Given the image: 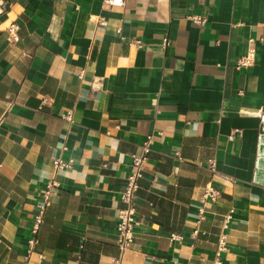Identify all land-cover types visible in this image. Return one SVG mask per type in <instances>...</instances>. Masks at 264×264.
I'll return each instance as SVG.
<instances>
[{"label": "crops", "instance_id": "0c3cea01", "mask_svg": "<svg viewBox=\"0 0 264 264\" xmlns=\"http://www.w3.org/2000/svg\"><path fill=\"white\" fill-rule=\"evenodd\" d=\"M7 3L0 264H113L120 192L148 132L154 142L136 190L139 222L121 264H213L223 229L222 264H264V0ZM195 13L206 22L193 21ZM10 19L19 24L15 42L6 38ZM250 43L253 64L237 68ZM68 109L72 121L61 116ZM58 155L73 161L55 174L60 186L25 257ZM208 182L220 196L194 234Z\"/></svg>", "mask_w": 264, "mask_h": 264}, {"label": "built area", "instance_id": "2783aa9c", "mask_svg": "<svg viewBox=\"0 0 264 264\" xmlns=\"http://www.w3.org/2000/svg\"><path fill=\"white\" fill-rule=\"evenodd\" d=\"M8 8L7 0H0V13L6 11ZM191 19L197 23L204 24L207 20L203 14L195 13L190 15ZM19 24L14 19H10L5 27L6 38L8 41L15 42L19 39ZM119 31V28H118ZM129 44L140 46L142 41L139 38H129ZM169 43V38L165 36L163 38V45ZM256 56V48L250 43L246 53L240 55L236 61V67H246L253 64ZM242 92V90H240ZM47 102L46 97L41 98V104ZM61 116L68 121H72L71 109L61 113ZM240 128H235L229 133V138H235ZM154 142L153 132L146 133L145 138L142 140L140 150L133 152L130 159V169L125 176L123 188L120 192V200L122 205L117 210V246L118 254L111 257L113 264H121L125 252L130 247V244L134 238V226L139 222L135 216L136 212V190L138 188V180L142 176V171L145 166V162L148 159L149 153H151ZM73 161L72 157H62L61 155L52 158V172L51 175L45 181V184L39 192V199L36 202V210L33 215V220L30 225V234L27 237V244L25 248V257L32 252L34 245L38 241V230L40 224L43 221V216L46 207L50 204L52 195L55 190L60 186V180L55 176L60 170L71 166ZM210 167L215 170V161H210ZM220 196V191L217 186L208 182L205 184L201 194V206L198 208V217L195 222V228L193 233L196 234L199 229L201 222L206 217V207L209 203L215 202ZM230 214L226 215V222L229 219ZM226 226V223H225ZM228 232L222 230L219 234L217 247L215 251V258L213 264H222L223 258L222 253L227 249ZM82 246V245H81ZM40 257L43 255L40 253Z\"/></svg>", "mask_w": 264, "mask_h": 264}, {"label": "water", "instance_id": "95a60500", "mask_svg": "<svg viewBox=\"0 0 264 264\" xmlns=\"http://www.w3.org/2000/svg\"><path fill=\"white\" fill-rule=\"evenodd\" d=\"M260 140H263L264 138V113L262 115V120H261V124H260Z\"/></svg>", "mask_w": 264, "mask_h": 264}]
</instances>
